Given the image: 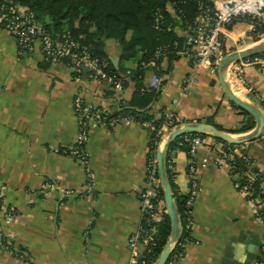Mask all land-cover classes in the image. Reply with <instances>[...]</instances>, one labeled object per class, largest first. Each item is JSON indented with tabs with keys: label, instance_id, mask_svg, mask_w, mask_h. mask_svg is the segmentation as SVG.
<instances>
[{
	"label": "crops",
	"instance_id": "0c3cea01",
	"mask_svg": "<svg viewBox=\"0 0 264 264\" xmlns=\"http://www.w3.org/2000/svg\"><path fill=\"white\" fill-rule=\"evenodd\" d=\"M169 11L175 16L172 8ZM176 32L187 37L179 27ZM252 32L248 22L226 27L222 36L227 55L264 42V33L255 41ZM109 54L120 65L119 52ZM122 65L125 74L138 64ZM145 69L142 83L152 87L157 77L159 97L141 112L159 119L162 112L173 111L184 124L211 122L233 136L252 132H228L240 127L245 116L225 94L218 67H195L182 56L173 62L165 57ZM230 82L237 96L264 113V57L232 65ZM136 90L132 78L119 91L110 82L89 79L87 72L78 76L64 61L47 63L38 46L30 54H20L14 36L0 27V193L6 188L4 208L14 210L4 234L23 255L21 259L3 250L0 264H136L130 239L143 217L140 192L145 187L151 131L138 123L110 127L91 123L87 143L91 194L85 192L91 179L87 167L65 153L79 133L77 93L88 107L114 114L122 109L120 102L126 109L140 110L129 105ZM236 146L240 147L236 152L250 156L264 175V144L257 140ZM168 154L176 192L194 198L178 264H255L264 229L254 206L236 189L230 166L219 165L217 155L206 148L191 157L178 145ZM48 183L72 193L43 189ZM162 205L166 208L164 199ZM137 252L141 261L143 243Z\"/></svg>",
	"mask_w": 264,
	"mask_h": 264
},
{
	"label": "built area",
	"instance_id": "2783aa9c",
	"mask_svg": "<svg viewBox=\"0 0 264 264\" xmlns=\"http://www.w3.org/2000/svg\"><path fill=\"white\" fill-rule=\"evenodd\" d=\"M214 5L213 15L203 14L198 17L194 33L187 36L185 42L186 49L179 52L181 57H188L193 66L198 67L207 64L212 67L213 70L218 67L220 62L227 55L222 42V32L227 25L236 20L248 22L255 31L258 23L249 22L247 19L256 18L258 22L264 20V6L260 5L259 0H256L254 4L249 6L253 10H248L246 7L249 5V0H222L216 4L214 3ZM199 18L205 20L203 24H199ZM0 27L5 28L14 36L20 54H30L34 52L38 46L47 63L54 64L64 61L78 76L85 74L83 71V67L85 66L88 68L87 76L89 79L98 82H110L112 86L119 91L124 88V83L133 76V71L131 70H128L120 78L109 75L104 70V66L100 61L97 58H93L86 48H80V45L69 33L66 32L63 35L57 36L51 35L39 21L35 13L28 7L18 4L13 0H0ZM175 45L177 46L178 44L175 43ZM165 55V51L159 50L155 55V60L151 63H155L157 59ZM238 80L243 86L244 79L241 75L238 76ZM158 82L159 79L155 77L153 86L146 88L158 90ZM74 110L78 118L79 133L73 148L65 153L78 159L87 167V172L91 179L86 186L85 192L91 194L93 191V174L88 167L89 159L87 152L89 127L91 123L110 127L120 122L130 124L137 123V121L129 115L110 118L112 113L108 110L88 107L84 102L81 92L77 93L75 96ZM164 116L165 120L159 129H156V127L148 121L141 124L138 123L150 131H156L155 144L158 145V150L163 137L183 125L176 126V124L181 123V121L173 111L165 112ZM159 139L160 141H158ZM179 139L178 145L180 147H188L191 157L195 156L200 149L206 148L217 155V163L219 165L227 164L230 166L231 176L236 189L254 206L257 220L264 229V198L260 197L261 194L254 196L251 185L248 184L249 180H254L256 174L246 173L242 175L246 177L245 184H242L238 173H234L233 155L227 153L223 146L211 136L188 134ZM259 141L264 144V131ZM158 150L149 153L145 187L140 192L143 217L138 231L130 239L133 263L136 264H149L148 259L151 258L158 244L156 223L162 220L163 216L167 214L166 208L162 205L163 197L159 190ZM246 157L248 160L251 159L250 156ZM204 166H206V164ZM249 168H254V161L249 165ZM43 189L58 190L61 194L72 193V191L64 190L52 183L45 184ZM5 192L6 188H2L0 193V252L4 250L23 259V255L10 246L4 234V224L11 223L14 217L13 208L9 210L4 208ZM193 201L194 198L190 197L186 203L188 208L186 229L190 227ZM139 243H143L146 247L145 256L141 261L137 260V247ZM174 249L175 246L173 250ZM182 256V253H178L172 257L171 253L167 264H178ZM255 264H264V237Z\"/></svg>",
	"mask_w": 264,
	"mask_h": 264
},
{
	"label": "trees",
	"instance_id": "16d2710c",
	"mask_svg": "<svg viewBox=\"0 0 264 264\" xmlns=\"http://www.w3.org/2000/svg\"><path fill=\"white\" fill-rule=\"evenodd\" d=\"M18 4L28 7L36 14L39 21L45 29L53 36L69 35L80 45V48H86L93 58H97L104 66V70L111 76L120 78L124 75L123 63L128 61H136L137 69L133 72L132 79L137 83V90L133 98L129 102L131 107L140 110L126 109L124 104L120 102L119 108L110 118L118 116H132L137 123L151 122L156 129H159L165 120L164 112L159 119L146 110L152 103L158 99L159 93L157 90L148 89L142 83V78L145 74V67L155 60V55L159 50L165 51L166 55L155 61V64H160L165 57L169 62L179 59V52L186 49V36H180L176 29L179 27L186 32L187 36L194 33L196 21L199 16L213 15L215 8L212 0H13ZM172 8L175 16L169 11ZM249 22L257 24L256 30L252 32L255 41H259L264 33V20L258 22V19H247ZM240 21L227 25L228 29L232 25ZM111 41L116 44L110 43ZM222 42L224 38L222 36ZM175 43L178 45L176 46ZM224 50L226 48L223 44ZM118 51L120 55V65L115 67L110 52ZM264 57L263 54H258L247 59ZM128 81H126L127 83ZM124 83V86L125 84ZM241 114L245 116V120L237 129H231L228 132L231 134L247 133L254 129L255 119L239 108ZM214 125L220 131H225L221 126ZM184 122L177 123L180 126ZM152 142L149 148V153L158 150V145L155 144L156 131H151ZM194 135V134H193ZM176 140L170 147L169 153L178 147ZM160 141V139L158 140ZM216 141L223 146L225 151L232 154L234 157V173H238L240 182L245 184L246 177L244 174H256L254 180H249L252 193L254 196L261 194L264 198V175L258 168H249L253 162L247 159L246 153H237L239 146L229 144L222 140ZM188 151L187 147H181ZM149 157V155H148ZM169 154L166 158L167 175L172 186V192L175 204L180 216L182 226V236L176 244L172 252V257L175 254L182 253L186 244V222L187 211L186 206L189 196H180L174 186L172 180V172L169 167ZM162 197L163 190L159 188ZM164 199V198H163ZM157 227V246L151 258L148 259L149 264H154L161 253L163 252L171 235V221L168 214H165L162 220L156 223Z\"/></svg>",
	"mask_w": 264,
	"mask_h": 264
},
{
	"label": "water",
	"instance_id": "95a60500",
	"mask_svg": "<svg viewBox=\"0 0 264 264\" xmlns=\"http://www.w3.org/2000/svg\"><path fill=\"white\" fill-rule=\"evenodd\" d=\"M263 53L264 42H261L250 49L228 54L218 65L219 81L225 94L235 105L250 114L255 119L256 125L252 132L245 136H233L227 134L226 132L220 131L213 125L194 122L184 124L169 133L165 139V142H163L162 146L160 145L157 154L158 170L167 214L169 215L171 221V235L163 252L155 264H167L174 246H176L182 236L181 220L175 204L172 186L167 175L166 158L171 145L178 138L188 134L208 135L233 145H243L259 140L264 131V113L257 106L252 105L237 96L236 90L231 86L230 77L232 65L240 63L241 61L252 56ZM112 62L115 67L119 66V59H112ZM83 71L88 72V68L84 66Z\"/></svg>",
	"mask_w": 264,
	"mask_h": 264
},
{
	"label": "clouds",
	"instance_id": "9594fccd",
	"mask_svg": "<svg viewBox=\"0 0 264 264\" xmlns=\"http://www.w3.org/2000/svg\"><path fill=\"white\" fill-rule=\"evenodd\" d=\"M255 2H256V0H249V5L246 6L248 8V10H253L249 6L254 4ZM259 3H260L261 6H264V0H259Z\"/></svg>",
	"mask_w": 264,
	"mask_h": 264
},
{
	"label": "rangeland",
	"instance_id": "374dc122",
	"mask_svg": "<svg viewBox=\"0 0 264 264\" xmlns=\"http://www.w3.org/2000/svg\"><path fill=\"white\" fill-rule=\"evenodd\" d=\"M110 43L116 44L115 42L111 41ZM227 56V55H226ZM136 62V61H135Z\"/></svg>",
	"mask_w": 264,
	"mask_h": 264
}]
</instances>
